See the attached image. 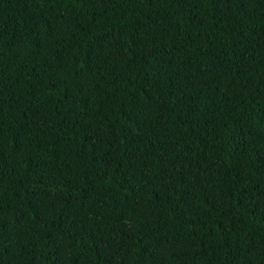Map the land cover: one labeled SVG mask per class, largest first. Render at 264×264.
Masks as SVG:
<instances>
[{"label": "trees", "instance_id": "obj_1", "mask_svg": "<svg viewBox=\"0 0 264 264\" xmlns=\"http://www.w3.org/2000/svg\"><path fill=\"white\" fill-rule=\"evenodd\" d=\"M0 264H264V0H0Z\"/></svg>", "mask_w": 264, "mask_h": 264}]
</instances>
